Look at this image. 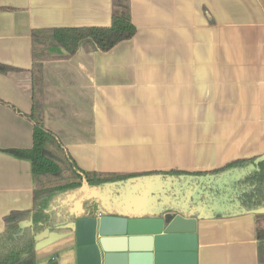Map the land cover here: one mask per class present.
Listing matches in <instances>:
<instances>
[{
	"label": "crops",
	"instance_id": "crops-1",
	"mask_svg": "<svg viewBox=\"0 0 264 264\" xmlns=\"http://www.w3.org/2000/svg\"><path fill=\"white\" fill-rule=\"evenodd\" d=\"M130 1L133 39L108 53L43 63L45 126L77 167L95 176H156L264 157V0ZM113 11V0H0V65L11 69L0 73V234L7 216L34 208L32 163L9 153L33 147L24 116L33 104V32L108 27ZM241 179L240 172L172 178L192 190L209 181L205 206L195 212L194 233L154 242L141 263L264 264V205L245 208L250 187ZM76 199L53 208L55 223ZM89 239L86 227L79 246L76 223L70 233H46L35 264H91L89 250L79 255Z\"/></svg>",
	"mask_w": 264,
	"mask_h": 264
},
{
	"label": "trees",
	"instance_id": "trees-1",
	"mask_svg": "<svg viewBox=\"0 0 264 264\" xmlns=\"http://www.w3.org/2000/svg\"><path fill=\"white\" fill-rule=\"evenodd\" d=\"M113 7L112 22L108 27L58 28L37 30L32 34L33 104L31 113L24 116L33 124V147L9 153L32 163L36 181L34 208L31 212H14L5 218L6 228L0 234V264H35V247L39 237L46 233H70L78 219L102 214L100 201L86 198L81 211H60V223H55L53 208L56 212L64 197L77 195L87 188L101 189L109 184L153 175L145 173L95 176L85 173L77 167L59 138L45 126L43 63L58 58L70 59L81 51L108 53L136 35L137 29L132 22L131 1L113 0ZM54 48L64 49L66 55L51 56L50 50ZM10 70L0 65V73L4 74ZM226 172L242 173L241 183L250 187V191L243 197L246 209H258L264 205V157L238 160L211 173L171 171L159 174L172 179L218 176ZM23 223H29L30 226L23 227Z\"/></svg>",
	"mask_w": 264,
	"mask_h": 264
},
{
	"label": "water",
	"instance_id": "water-1",
	"mask_svg": "<svg viewBox=\"0 0 264 264\" xmlns=\"http://www.w3.org/2000/svg\"><path fill=\"white\" fill-rule=\"evenodd\" d=\"M208 182L200 180L201 187L192 190L175 185L171 178L153 175L106 185L103 190L112 199L110 215L102 213L76 221L79 246L85 242L81 237L86 227L90 237L79 249L80 259L89 250L93 255L91 264H142L141 260L150 258L154 242L194 233L198 218L195 212L205 206L202 184ZM233 194L234 198L241 195L235 189ZM212 205L218 207L217 201Z\"/></svg>",
	"mask_w": 264,
	"mask_h": 264
},
{
	"label": "rangeland",
	"instance_id": "rangeland-1",
	"mask_svg": "<svg viewBox=\"0 0 264 264\" xmlns=\"http://www.w3.org/2000/svg\"><path fill=\"white\" fill-rule=\"evenodd\" d=\"M86 198H92L101 203V209L103 214H109L112 211L110 208L112 207V200L108 194L104 193L102 190L98 188H87L81 191V193L77 194V199L75 201L74 209L72 212L76 210H82V203ZM64 205H61L63 207ZM63 210V209H62Z\"/></svg>",
	"mask_w": 264,
	"mask_h": 264
}]
</instances>
